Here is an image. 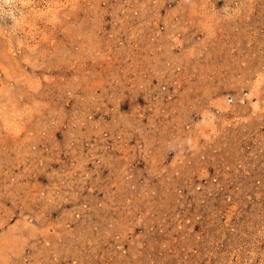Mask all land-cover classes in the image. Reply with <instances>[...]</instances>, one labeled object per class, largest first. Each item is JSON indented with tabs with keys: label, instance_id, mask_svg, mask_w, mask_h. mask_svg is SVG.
Segmentation results:
<instances>
[{
	"label": "rangeland",
	"instance_id": "374dc122",
	"mask_svg": "<svg viewBox=\"0 0 264 264\" xmlns=\"http://www.w3.org/2000/svg\"><path fill=\"white\" fill-rule=\"evenodd\" d=\"M0 264H264V0H0Z\"/></svg>",
	"mask_w": 264,
	"mask_h": 264
}]
</instances>
